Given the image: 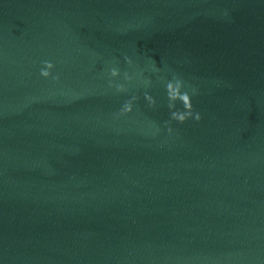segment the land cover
I'll list each match as a JSON object with an SVG mask.
<instances>
[{"label": "water", "instance_id": "water-1", "mask_svg": "<svg viewBox=\"0 0 264 264\" xmlns=\"http://www.w3.org/2000/svg\"><path fill=\"white\" fill-rule=\"evenodd\" d=\"M0 264H264V0H0Z\"/></svg>", "mask_w": 264, "mask_h": 264}, {"label": "clouds", "instance_id": "clouds-1", "mask_svg": "<svg viewBox=\"0 0 264 264\" xmlns=\"http://www.w3.org/2000/svg\"><path fill=\"white\" fill-rule=\"evenodd\" d=\"M46 67L48 69H51L52 68V65L51 64H47ZM41 75L47 77L49 75V72L42 70L41 71ZM111 77L113 79L118 78L119 77V72L116 69L111 70ZM125 79L126 80L129 79V77L127 76V74H125ZM116 87H117V91H120V92H123L124 91V88L122 86L117 85ZM134 99H135V97H133V100ZM145 99H147L150 104L152 103L151 97L146 96ZM131 109H132V101L130 100L129 102H127L124 105V107H123V109H122V111H121L120 114L121 115H124L125 112H130Z\"/></svg>", "mask_w": 264, "mask_h": 264}]
</instances>
